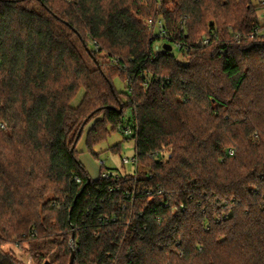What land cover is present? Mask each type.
<instances>
[{
  "label": "trees",
  "instance_id": "obj_1",
  "mask_svg": "<svg viewBox=\"0 0 264 264\" xmlns=\"http://www.w3.org/2000/svg\"><path fill=\"white\" fill-rule=\"evenodd\" d=\"M253 1L0 0V264H264ZM125 126L135 170L105 177L94 147Z\"/></svg>",
  "mask_w": 264,
  "mask_h": 264
},
{
  "label": "rangeland",
  "instance_id": "obj_2",
  "mask_svg": "<svg viewBox=\"0 0 264 264\" xmlns=\"http://www.w3.org/2000/svg\"><path fill=\"white\" fill-rule=\"evenodd\" d=\"M253 3L255 4L256 1L254 0ZM257 17L261 24L264 23V15L262 8L257 7L256 9ZM155 34H158V32H155ZM80 52L83 55L84 59L91 64V60L88 57V55L80 48ZM173 54H175L178 57L180 56L179 51L176 47L172 48ZM113 84L117 91L121 92V96L124 98L122 93H126V88L123 80L120 77H114L113 78ZM83 90L80 89L77 94L74 96V98L71 100L72 105H77L82 97ZM125 99V98H124ZM102 119V115H97L94 119H92L87 126L85 127V131H87L95 121H99ZM119 145V152L114 151L113 147ZM78 152H79V160L85 167V169L89 172L90 176L92 178H95L98 175V162L88 153L86 147H85V133L82 135L80 140L77 143L76 146ZM94 150L96 152H99V157L101 161L105 162V165L109 169V172L114 173H123V172H133L135 170V165L132 163L124 164L122 163V159L128 157L129 159L134 154V140L131 138H126V135L122 134L119 130L111 132L105 140H103L101 143L97 144L94 147ZM88 162L90 164H88ZM8 249H11L14 252V255L17 257L21 263L25 264H38L35 260H32L29 254L25 252L24 250L20 249L19 247L13 245V244H7L5 247Z\"/></svg>",
  "mask_w": 264,
  "mask_h": 264
},
{
  "label": "built area",
  "instance_id": "obj_3",
  "mask_svg": "<svg viewBox=\"0 0 264 264\" xmlns=\"http://www.w3.org/2000/svg\"><path fill=\"white\" fill-rule=\"evenodd\" d=\"M255 1H256V4H259V5L262 6L261 8H262L263 15H264V0H255ZM258 31H259V29H255V33H257ZM251 37H253V34H251ZM206 41L207 40H204V42H206ZM160 46L162 47L161 43L159 45H157L156 48H159ZM171 47L172 48L173 47H179V45L175 44V45H171ZM2 127H4V125H2ZM118 130L124 135H131L132 132H133V128H131L129 126L119 127ZM136 162H137V158H136L135 152H134V154L132 155V157L130 159L128 157L122 159V163H124V164L132 163V164L136 165ZM100 163H105V162L100 160ZM110 173L114 174V175L117 174V173H114V172L107 171V172L102 173V175L106 177Z\"/></svg>",
  "mask_w": 264,
  "mask_h": 264
},
{
  "label": "water",
  "instance_id": "obj_4",
  "mask_svg": "<svg viewBox=\"0 0 264 264\" xmlns=\"http://www.w3.org/2000/svg\"><path fill=\"white\" fill-rule=\"evenodd\" d=\"M163 48L165 49V50H168V51H170L171 49H172V47H171V44H169V43H164L163 44ZM121 110V108H119V111ZM73 238V236H71V239ZM73 261H74V249L73 248H71V253H70V257H69V262H68V264H73Z\"/></svg>",
  "mask_w": 264,
  "mask_h": 264
},
{
  "label": "crops",
  "instance_id": "obj_5",
  "mask_svg": "<svg viewBox=\"0 0 264 264\" xmlns=\"http://www.w3.org/2000/svg\"><path fill=\"white\" fill-rule=\"evenodd\" d=\"M88 164H90V163L88 162Z\"/></svg>",
  "mask_w": 264,
  "mask_h": 264
}]
</instances>
